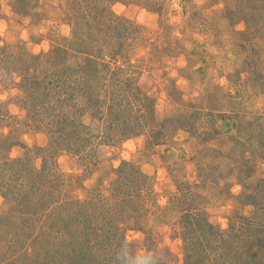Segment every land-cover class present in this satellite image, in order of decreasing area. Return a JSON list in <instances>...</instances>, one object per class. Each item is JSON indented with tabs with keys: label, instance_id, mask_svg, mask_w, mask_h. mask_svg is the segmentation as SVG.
I'll use <instances>...</instances> for the list:
<instances>
[{
	"label": "rangeland",
	"instance_id": "374dc122",
	"mask_svg": "<svg viewBox=\"0 0 264 264\" xmlns=\"http://www.w3.org/2000/svg\"><path fill=\"white\" fill-rule=\"evenodd\" d=\"M71 1L0 0V47L10 46L19 58L23 51L43 54L69 44L67 66L88 57L102 64L98 65L101 68L128 73L151 97L152 118L173 117L185 126L161 144L151 140V128H136L139 135L128 139L117 138V128L111 130L112 141L94 144L86 154L62 150L54 158L49 155L48 163L57 161L54 166L65 175L81 177L84 187L76 183L69 191L82 198L94 189L107 192L124 161L138 165L152 178V192L144 196L149 236L146 230L126 233L132 243L129 259L132 264H184L178 221L186 209L195 206L213 224L229 230L238 226L241 215L257 212L254 205L244 203V195L251 193L264 201L263 140L256 143L254 137L243 145L232 139L233 134L239 138L241 130L259 136L262 129L264 34L254 32L246 38L239 34L246 25L233 20L232 10L238 11L245 0H98L101 7L107 5L126 19L121 26L122 31L125 27L123 40L111 39L115 51L122 43L126 49L114 61L112 54H105L110 52L107 43L92 49L90 41L85 44L84 39L76 38L75 18L68 16ZM90 20L87 17L88 23ZM89 32L86 26L80 34L87 37ZM99 48L102 53H95ZM23 89L19 73L0 77V108L10 115L6 122L1 120L0 134L15 127L17 138L13 140L20 142H15L9 154L30 157L33 165L41 167L38 149L49 145L50 135L48 128L33 124L30 110L25 108L32 102L25 99ZM74 94L69 101L85 107V98ZM64 110L69 113L71 109L66 105ZM94 115L84 110L82 118L96 128ZM188 185H192L195 199L183 204L177 196ZM10 206L0 196V217ZM4 249L0 262L11 252ZM56 259L68 264L63 258Z\"/></svg>",
	"mask_w": 264,
	"mask_h": 264
},
{
	"label": "trees",
	"instance_id": "16d2710c",
	"mask_svg": "<svg viewBox=\"0 0 264 264\" xmlns=\"http://www.w3.org/2000/svg\"><path fill=\"white\" fill-rule=\"evenodd\" d=\"M244 4L238 11L232 10L233 20L246 25L239 34L244 38L254 32L264 34V0H245ZM68 16L75 18L76 38L81 37L85 44L90 41L89 48L107 43L110 52L105 54L107 57L112 54L114 61L126 51L123 43L116 45V51L115 45H111V39L123 40L125 27L122 31L121 26L126 19L107 5L101 7L98 0H72ZM89 16L93 20L88 23ZM86 26L92 32L87 37L80 34ZM69 46L43 54L23 51L19 58L10 46L0 47L1 79L11 73L21 75L25 99L32 102L25 108L30 110L33 124L39 129L48 128L50 135L49 145L38 149L43 158L38 167L30 157L14 158L9 154L15 142H20L13 140L15 127L10 133L0 134V196L11 203L0 217V256L5 247L11 252L0 264H59L56 258H63L68 264H132L129 259L132 243L126 239V233L148 230L150 220L144 196L152 192V178L138 165L124 161L107 192L94 189L82 198L69 191L76 183L84 187L80 184L81 177L65 175L55 167L57 161L48 163L49 155L54 158L62 150L86 154L92 145L112 141L111 130L117 128L120 132L117 138L122 139L139 135L136 128H151L153 143H166L176 130L185 126L173 117L163 121L152 118L151 97L128 73L101 68L98 65L102 64L88 57H80L78 63L67 66V54L72 50ZM101 49L95 53H102ZM87 66L92 68L88 70ZM77 92L85 98V107L69 101ZM66 105L72 112L64 110ZM84 110L97 114L93 120L96 128L83 120ZM9 116L0 108V122H6L5 117ZM241 125L244 126L243 121ZM259 136L241 130L240 137L233 134L232 139L243 145L246 139L254 137L256 143L264 142V119ZM182 191L177 198L183 204L194 201L192 185ZM244 196L247 199L244 203L254 205L257 212L241 215L238 226L229 230L213 224L195 206L185 210L178 221L184 264H264V201L256 200L251 193ZM4 245L7 246L2 249Z\"/></svg>",
	"mask_w": 264,
	"mask_h": 264
}]
</instances>
